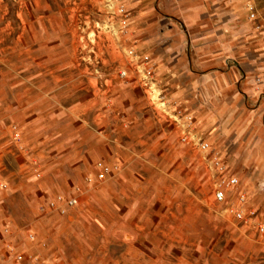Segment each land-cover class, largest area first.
Wrapping results in <instances>:
<instances>
[{
	"label": "rangeland",
	"instance_id": "1",
	"mask_svg": "<svg viewBox=\"0 0 264 264\" xmlns=\"http://www.w3.org/2000/svg\"><path fill=\"white\" fill-rule=\"evenodd\" d=\"M122 1L0 0V264H264V0L181 86Z\"/></svg>",
	"mask_w": 264,
	"mask_h": 264
},
{
	"label": "crops",
	"instance_id": "2",
	"mask_svg": "<svg viewBox=\"0 0 264 264\" xmlns=\"http://www.w3.org/2000/svg\"><path fill=\"white\" fill-rule=\"evenodd\" d=\"M122 3L129 15L132 38L140 39L137 46L142 53L156 56L163 84L173 81L181 86L186 79L192 81L197 72H217L227 63L230 50L240 52L242 47V58L247 54L244 10L241 11L238 1L123 0ZM189 124L191 127V121Z\"/></svg>",
	"mask_w": 264,
	"mask_h": 264
},
{
	"label": "built area",
	"instance_id": "3",
	"mask_svg": "<svg viewBox=\"0 0 264 264\" xmlns=\"http://www.w3.org/2000/svg\"><path fill=\"white\" fill-rule=\"evenodd\" d=\"M118 11L121 13V14H124L125 13V8H124V4L122 3V2H120V4H119V8H118ZM197 146L199 147V149L200 150H202L203 152H206V151H209L210 149V147H209V145H208V143H205V142H202V141H198L197 140ZM216 164H218V163H216ZM237 184V180L236 179H234V178H231V179H229L228 181H227V185L228 186H230V187H233V186H235ZM215 200L216 201H222L223 200V198H224V192L223 191H217L216 193H215ZM239 201L240 202H243L244 201V198L243 197H240L239 198ZM70 204H74V202H71ZM243 217V215L241 214V213H237L236 214V218L237 219H243L242 218ZM257 230H258V233L259 234H261V235H264V225H257ZM20 260V257H17V260Z\"/></svg>",
	"mask_w": 264,
	"mask_h": 264
}]
</instances>
